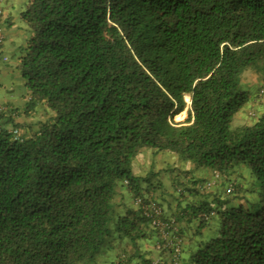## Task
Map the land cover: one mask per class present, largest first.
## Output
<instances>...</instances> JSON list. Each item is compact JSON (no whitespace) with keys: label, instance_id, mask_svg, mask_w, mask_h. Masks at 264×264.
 <instances>
[{"label":"trees","instance_id":"16d2710c","mask_svg":"<svg viewBox=\"0 0 264 264\" xmlns=\"http://www.w3.org/2000/svg\"><path fill=\"white\" fill-rule=\"evenodd\" d=\"M21 19L28 37L5 67L28 98L0 109V264H94L118 232L157 252L126 247L133 257L119 264H165L166 250L170 264L183 253V264H264V113L233 124L251 100L245 73L264 76V0H28ZM41 104L49 118L16 138L7 124L22 127L17 117ZM142 150L188 175L210 169L176 183L197 206L165 214L159 184L134 174ZM242 168L252 198L236 203L242 179L231 175ZM122 186L142 202L123 216Z\"/></svg>","mask_w":264,"mask_h":264},{"label":"crops","instance_id":"0c3cea01","mask_svg":"<svg viewBox=\"0 0 264 264\" xmlns=\"http://www.w3.org/2000/svg\"><path fill=\"white\" fill-rule=\"evenodd\" d=\"M2 1L3 0H0V27H2L3 25L12 27L13 26L12 17H13V12L15 8L13 5L2 6ZM27 2H25V5L21 9V11L18 12L17 14V18L20 21L19 27L21 28L22 32L24 31L26 33V35L25 33L20 34V38L22 37L23 39L21 40L19 38V41L15 42L14 45L16 46V48L20 44L24 43L26 41V38L28 37V33L25 28L26 27L25 23L21 19V13L26 8ZM15 40H18V39L15 38ZM15 49L12 51V54L9 53V55L7 54V56L4 54V58L2 62H5V63H3V65L0 67V72L3 73L9 70V68L5 67V64H7V62H9V59L13 56ZM1 103H5V102H1ZM173 167L176 169L173 170ZM184 169H186V167L182 165L180 161H176L174 158L169 157L165 153H161V152L158 153L153 150H144V151L142 150V152L138 154V156L135 158L133 162V170L136 176L146 177V176L151 175L152 180L159 184V188H157V193H158L157 196L160 198V202L162 204V207L165 210V214L169 217H175L177 215V212L180 211L183 206L190 208L191 205L197 206V204L200 202V200L193 201L194 199L195 200L199 199L197 198L198 196H190L188 192H185L186 197H184V199L179 198V196L177 195V192H178L177 189L179 187L177 188V184H176L178 182V179H181L183 177L184 179L190 178L192 180H196L197 178H199V180H201L202 178L209 176L211 173L210 169L208 168H200L199 170L194 172L192 175H188L184 172ZM120 189L122 192V195H120V199L123 203H120V205L118 206V212L120 215L123 216L129 211V209H134V208L136 209V204L134 203L133 194L125 186H122ZM180 226H183V225L180 224ZM180 226L179 228H181ZM215 230H216L215 228H211L209 230L205 229L204 232L210 231L212 234H214ZM192 233L193 232L190 231V234ZM188 234L189 232L185 235H188ZM115 235H114L115 238L113 239L112 237L109 243V246L111 245L108 248V249L111 248L110 253L112 255H115L117 258H119V256L121 255L122 259H125V260H127V257L129 258L133 257V256H130L131 251H129V253H126V252L124 253V249L126 247L128 250L134 249L131 240L128 239L126 236H123L120 232L116 233ZM161 237L162 239L167 241L166 239L170 238V235H168V232H164L161 235ZM147 243L148 241L138 240L139 249L141 250L138 251L134 249V253L136 254L139 253L140 258L142 257L141 256L142 254L148 255L147 253H150L149 251H152L150 253L151 255L157 254V252L154 249H150L152 247L151 244H147ZM153 244H155L154 240H153ZM148 245L150 247H148ZM188 255H189L188 253H183L182 264L188 262L186 260L188 258ZM163 258L166 261L165 264H170L169 262L170 253L167 250L163 252ZM132 264H138V261L133 260Z\"/></svg>","mask_w":264,"mask_h":264},{"label":"rangeland","instance_id":"374dc122","mask_svg":"<svg viewBox=\"0 0 264 264\" xmlns=\"http://www.w3.org/2000/svg\"><path fill=\"white\" fill-rule=\"evenodd\" d=\"M25 2H27V0L2 1V6L13 5L15 8L12 17L13 26L8 27L6 25H3L1 27L4 37L1 46V56L3 58H4V54L6 56L7 54L9 55V53L12 54V51L16 48V46L14 45L15 42L19 41L21 33H25L24 31L22 32L21 28L19 27L20 21L17 18V14L18 12L21 11L23 6L25 5ZM15 38H17L18 40H15ZM20 39L22 40L23 38L21 37ZM2 61L3 60L0 61V67L3 65V63H5ZM242 83H243V88L251 91V100L241 109L240 114L235 118L233 122V124L235 125L234 127L239 126L243 123H252L259 115L264 113V94L260 95L259 92L260 89H262L263 87L262 85L264 84V76L258 75L256 72L250 70L245 73ZM27 98H28V89L26 88L25 82L22 79L19 71L13 68H9L7 72H3V73L0 72V107L3 108L6 106L9 109L12 107L15 109L20 108L22 110L23 105L26 102ZM185 100L187 104L190 103L189 96H185ZM1 102H5V103H1ZM186 110L177 115H174L172 119L175 122L184 120L186 117ZM49 116H50V111L47 108H45L44 105L42 104L38 105L32 115L28 116L26 114L17 117L18 119L17 121L24 123L22 127L17 129H19L20 134L27 135L37 128L38 125L37 123L39 121H43L44 119L49 118ZM7 128L13 131L14 129H16V126H14V122L12 121L7 124ZM237 176H240L242 180H240V188H241L240 192H237L234 195L237 198V200L235 201L236 203L245 202L247 198H252V194L248 193L251 185L250 177L249 174L245 172L243 168L241 170H238L235 174H232L231 179ZM209 177L210 175L207 176V178ZM235 181L238 182V177ZM183 183L185 182L183 181ZM217 186H219L220 188L218 189H221L220 191H222L223 189L222 185H217ZM221 193L223 194L224 192L222 191ZM243 195H244L243 200L239 201L238 199H240V197ZM111 237L114 236L112 235ZM110 238L107 239L110 241ZM106 243L107 241H105L104 244L102 245L100 251L96 256V261L94 262V264H118V258L110 253L111 248L108 249L111 245L110 246L109 244L106 245Z\"/></svg>","mask_w":264,"mask_h":264},{"label":"built area","instance_id":"2783aa9c","mask_svg":"<svg viewBox=\"0 0 264 264\" xmlns=\"http://www.w3.org/2000/svg\"><path fill=\"white\" fill-rule=\"evenodd\" d=\"M2 41H3V33H2V29L0 28V51H1ZM1 108L2 107H0V109ZM13 132H14L16 138L20 137L18 129H14ZM134 202L136 205H141V203H142L140 198H136ZM143 208L145 210L146 215L152 218V220H151L152 224L159 226V227H162V229H163L162 234L164 232H166V229L162 226V223L159 219L161 212H162V208L154 202L146 203L143 206ZM170 243H171L170 240H167L166 245H168ZM176 252H179L178 247H176ZM157 263H158V261H154L152 263L144 262L141 264H157Z\"/></svg>","mask_w":264,"mask_h":264}]
</instances>
